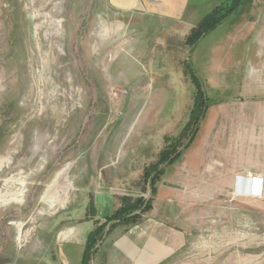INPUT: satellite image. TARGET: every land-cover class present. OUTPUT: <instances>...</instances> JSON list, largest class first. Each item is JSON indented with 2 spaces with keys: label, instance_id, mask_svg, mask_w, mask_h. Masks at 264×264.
<instances>
[{
  "label": "rangeland",
  "instance_id": "obj_1",
  "mask_svg": "<svg viewBox=\"0 0 264 264\" xmlns=\"http://www.w3.org/2000/svg\"><path fill=\"white\" fill-rule=\"evenodd\" d=\"M228 1L191 0L199 9L196 24L153 22L138 36V26L126 24L129 16L114 14L105 0H0V227L8 229L18 256L28 249L32 220L73 208L81 198L91 216V194L112 174L140 176L120 185L141 193L120 190L114 211L127 197L152 201L140 184L144 171L166 139H178L194 121L186 151L165 168L206 159L222 174L223 143L232 135L238 142L225 154L227 166L247 169L260 158L264 163V31L258 33L264 30V0H242L219 25L198 34L201 21L218 18L214 11ZM195 104L199 115L192 119ZM189 138L178 140L176 149ZM237 173L248 181V171ZM236 184L216 187L215 202L201 205L210 216L200 215L205 226L208 220L226 232L209 244H230L229 250H210L215 260L237 259L244 220L247 243L255 235L264 238V196L245 203L229 199ZM190 218H181L188 235ZM106 219L95 228L104 225L96 247L108 246L111 232L123 226ZM89 254L93 264L94 251ZM45 259L36 251L33 264H48Z\"/></svg>",
  "mask_w": 264,
  "mask_h": 264
},
{
  "label": "crops",
  "instance_id": "obj_2",
  "mask_svg": "<svg viewBox=\"0 0 264 264\" xmlns=\"http://www.w3.org/2000/svg\"><path fill=\"white\" fill-rule=\"evenodd\" d=\"M105 1L114 11V14L118 12V14L129 16L126 24L132 28L138 26L137 35L141 30L146 31L153 22L171 23L169 25L172 27L175 24L190 27L196 24L195 22L198 19L197 12L199 9L196 10L191 0ZM131 12L134 16L130 14ZM149 18H151L149 25H144L145 28L141 25L139 26V22H144L142 21L143 19L147 20ZM263 31L261 28L258 33L262 35ZM259 52V50L256 51V53ZM133 55L135 54L133 53ZM257 57H261V55L257 54L255 58ZM112 135L115 136L116 134ZM237 140L238 137L232 135L231 141L227 144L228 146L224 140L222 147L224 163H222V169L220 170L225 172L222 174L219 173L216 166L207 163L208 161L205 158V162L189 159L188 162L174 164L171 169L165 168L161 180L156 185V193L151 201V209L142 215L140 222L137 224L121 226L113 230L108 246L103 248V244H100L101 246L93 249L94 257L92 263L264 264V238L255 235L254 238H249V243H247L246 220H244L242 232L244 240L237 247V259L233 262H231L229 257L215 260V253H210V250L215 251L220 248L224 251L229 250L230 244L224 243L225 245L215 246L209 244V240L215 235L224 236L226 232L224 230L218 232L214 228V224H211V221L208 220L207 225H210V227L206 228L207 225L205 226L203 218H200V215H205V219L210 217L208 214H202L201 205L209 201L212 204L215 202L216 187H232L236 180L235 178L240 174L237 173L238 171H248L252 176L262 178V197L264 196V163L261 164V158L259 159L260 163L258 161L257 165L247 169H231L225 163V154L228 156L229 149L231 151L236 149V147H232V144H236ZM209 144V142L205 144L207 149H210ZM216 176H222V178ZM138 177L123 179V177L119 178L116 174L108 176L109 184L101 183L98 185L99 188L96 192L93 190L91 194L93 202L91 216H87L83 212L85 205L81 198L78 202H75L73 208L69 207V205L68 207L64 206L62 211L56 212L52 216L42 220H32L35 221V224H33L30 241L24 248L28 249L20 256H18L12 237L6 236L8 229L2 231V227H0V257L7 254L6 257L4 256V260L0 258V264H13L11 262L33 264L36 251L37 256L43 255L47 258L45 260H47L48 264H52L50 258H53L55 264H88L89 261L84 263L88 235L113 214L117 206L115 197L120 196L119 192H127L131 196L141 194L137 189L122 190L120 185L125 182L124 180H127L126 184L131 183L132 185L138 181ZM242 179L243 182L247 180L246 178ZM75 181L73 185L76 184ZM100 181L102 182V179ZM251 182L252 180L249 183ZM227 197L235 199L239 203L262 198L241 194L227 195ZM211 209H213V206H206V210ZM184 214H190L191 216L190 235L183 232L184 221L181 218H184ZM211 233L212 235H210ZM227 234L229 236V230Z\"/></svg>",
  "mask_w": 264,
  "mask_h": 264
},
{
  "label": "trees",
  "instance_id": "obj_3",
  "mask_svg": "<svg viewBox=\"0 0 264 264\" xmlns=\"http://www.w3.org/2000/svg\"><path fill=\"white\" fill-rule=\"evenodd\" d=\"M242 0H229L227 3L219 7V9L215 10V14H217L218 18H212L211 15L206 16L198 26L200 29L199 37L202 33H206L207 31H211L214 27L220 24V22L227 17L230 13L234 12L238 9L239 5L241 4ZM203 35V34H202ZM198 105L195 104L194 110L191 113L192 119L195 116L199 115L197 111ZM197 111V112H196ZM199 119V117H198ZM198 122L194 121L193 126L194 128H187L180 132L178 139L171 140L166 139V145L162 152L158 155L155 164L146 169L143 173V176L140 180V184H142L143 189L142 191H146L149 189L151 196H154L156 193V185L161 180V177L164 174V169L169 164H173L177 161L178 158L186 151L188 145L190 144V139L193 137V132L196 131V127ZM187 134H190L189 142L187 145L183 147L181 151H178L177 144L178 140L185 138ZM148 186V187H147ZM151 209V198L150 200L144 201L143 198H138L135 201H132L130 198H124L122 200L121 207L114 211L112 216L106 219L107 222H112L113 224L123 225V226H131L135 225L140 222L142 215L147 213ZM104 225L100 228L95 229L88 235L86 241V249L84 254V263L89 261V253L93 251V249L97 245V241H99L102 237Z\"/></svg>",
  "mask_w": 264,
  "mask_h": 264
},
{
  "label": "built area",
  "instance_id": "obj_4",
  "mask_svg": "<svg viewBox=\"0 0 264 264\" xmlns=\"http://www.w3.org/2000/svg\"><path fill=\"white\" fill-rule=\"evenodd\" d=\"M248 178V182H250L252 180L251 183H248L247 189H246V194L248 196H252V197H261L262 195V178L260 177H254L252 176L250 173H248L247 175ZM236 181L238 180V177L235 178ZM19 236L17 237V247L21 248V237L20 234H18ZM24 243V242H23Z\"/></svg>",
  "mask_w": 264,
  "mask_h": 264
},
{
  "label": "bare ground",
  "instance_id": "obj_5",
  "mask_svg": "<svg viewBox=\"0 0 264 264\" xmlns=\"http://www.w3.org/2000/svg\"><path fill=\"white\" fill-rule=\"evenodd\" d=\"M242 178L243 177H240V176H238V180H237V186H236V193L237 194H241V195H247L246 194V189H247V187H246V185L248 186V181L246 180V181H244L243 182V180H242ZM58 181H60V180H58ZM243 192V193H242Z\"/></svg>",
  "mask_w": 264,
  "mask_h": 264
}]
</instances>
